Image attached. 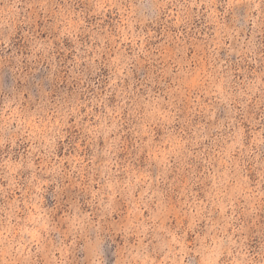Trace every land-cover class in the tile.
<instances>
[{
	"label": "clouds",
	"instance_id": "clouds-1",
	"mask_svg": "<svg viewBox=\"0 0 264 264\" xmlns=\"http://www.w3.org/2000/svg\"><path fill=\"white\" fill-rule=\"evenodd\" d=\"M0 264H264V0H0Z\"/></svg>",
	"mask_w": 264,
	"mask_h": 264
}]
</instances>
